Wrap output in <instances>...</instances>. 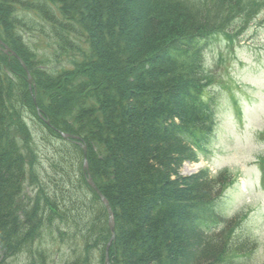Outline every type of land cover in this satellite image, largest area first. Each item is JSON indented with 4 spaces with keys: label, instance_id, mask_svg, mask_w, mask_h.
Instances as JSON below:
<instances>
[{
    "label": "trees",
    "instance_id": "trees-1",
    "mask_svg": "<svg viewBox=\"0 0 264 264\" xmlns=\"http://www.w3.org/2000/svg\"><path fill=\"white\" fill-rule=\"evenodd\" d=\"M262 5L0 0V39L37 90L34 101L18 58L0 51V264L21 254L25 264H51L48 240L68 245L63 264H104L108 213L86 180L82 145L113 216L111 264H248V233L215 210L225 172L180 169L206 151L216 128L202 48L233 17L246 23ZM36 24L55 45L52 61L68 65L54 74L25 40ZM31 123L53 143L46 181L36 172L43 161L30 145ZM58 156L74 172H56Z\"/></svg>",
    "mask_w": 264,
    "mask_h": 264
},
{
    "label": "rangeland",
    "instance_id": "rangeland-1",
    "mask_svg": "<svg viewBox=\"0 0 264 264\" xmlns=\"http://www.w3.org/2000/svg\"><path fill=\"white\" fill-rule=\"evenodd\" d=\"M238 26L240 23L234 27ZM38 29L39 24L34 25L32 31H27L25 40L36 50L38 57L45 61L41 68L54 74L53 71L68 65L62 58L60 61H52L55 45L48 43L46 37L41 38ZM237 39L230 46L219 35L204 51V65L214 79L213 84L204 92V98L213 97L216 128L205 157L200 156L195 163L184 162L180 173L190 175L208 168L210 175L214 176L226 170L225 173L234 181L223 187L219 203L222 215L228 219H237L238 214L244 217L241 229L248 233L245 236L248 240L250 238L251 249L242 252V260L248 264H264V175L261 170L264 160V8L252 24L245 26ZM64 55L72 54L69 52ZM36 92L33 89L31 93L34 100L37 98ZM31 124L30 145L33 154L37 153L38 160L43 161L42 165L36 166V172L41 170L39 178L46 181L51 170L49 160L44 159V153L47 152L48 157L53 155L50 146L53 143L43 140L40 127ZM58 157L62 162L56 166V172L62 173L64 169L74 172L71 163ZM42 167H47L48 175ZM58 177L56 179H60ZM27 189L24 190L26 194ZM76 193L80 194L78 190ZM47 243L55 264H63L69 258L67 244L50 240ZM10 261V264H25L26 256L21 254Z\"/></svg>",
    "mask_w": 264,
    "mask_h": 264
},
{
    "label": "water",
    "instance_id": "water-1",
    "mask_svg": "<svg viewBox=\"0 0 264 264\" xmlns=\"http://www.w3.org/2000/svg\"><path fill=\"white\" fill-rule=\"evenodd\" d=\"M0 48L3 50V52L5 53H10L14 56H16V58H18L19 62L21 63V65L23 66V68L25 69L26 71V74H27V80H28V85H29V88H30V83H31V76L29 74V71L27 70V67L24 65L23 61L15 54V52H13L10 48H8L5 44H3L0 40ZM39 112V111H38ZM64 137H66L67 135L66 134H62ZM84 149V153H85V146L83 147ZM85 155V154H84ZM85 157V156H84ZM86 173H87V179H88V183L90 186H92V188H94V190L98 193V195L100 196L102 202L104 203V205L106 206L107 208V211H108V214H109V227L111 229V237L109 239V241L107 242V245H106V249H105V264H110L109 262V257H108V250H109V246L114 238V223H113V220H112V213H111V209L109 207V204L107 202V200L103 197V195L101 194V192L99 191V189L96 187V185L94 184V182L92 181L91 177L88 175V172H87V162H86V159L84 158V165H83Z\"/></svg>",
    "mask_w": 264,
    "mask_h": 264
}]
</instances>
